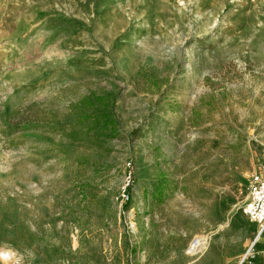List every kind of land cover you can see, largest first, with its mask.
I'll use <instances>...</instances> for the list:
<instances>
[{
  "label": "rangeland",
  "instance_id": "rangeland-1",
  "mask_svg": "<svg viewBox=\"0 0 264 264\" xmlns=\"http://www.w3.org/2000/svg\"><path fill=\"white\" fill-rule=\"evenodd\" d=\"M257 173L264 0H0V264L252 260Z\"/></svg>",
  "mask_w": 264,
  "mask_h": 264
},
{
  "label": "built area",
  "instance_id": "built-area-1",
  "mask_svg": "<svg viewBox=\"0 0 264 264\" xmlns=\"http://www.w3.org/2000/svg\"><path fill=\"white\" fill-rule=\"evenodd\" d=\"M244 214L249 218V220L259 227L260 237L264 233V174H254L250 182V194L248 202L244 207ZM254 252V248H251L245 260H251L250 255ZM253 256L252 258H254Z\"/></svg>",
  "mask_w": 264,
  "mask_h": 264
},
{
  "label": "trees",
  "instance_id": "trees-1",
  "mask_svg": "<svg viewBox=\"0 0 264 264\" xmlns=\"http://www.w3.org/2000/svg\"><path fill=\"white\" fill-rule=\"evenodd\" d=\"M211 84L212 80L207 78L206 80ZM108 98H102V97H93L89 96L86 99H84L77 108V112L79 113V122H83L86 120H93V123H96V125H99L102 120L105 121L110 119V114L107 112L109 106L108 104ZM36 115V112H31L30 109H27L23 113V117L19 121L24 120H31V118L34 119V116ZM108 123V122H107Z\"/></svg>",
  "mask_w": 264,
  "mask_h": 264
},
{
  "label": "crops",
  "instance_id": "crops-1",
  "mask_svg": "<svg viewBox=\"0 0 264 264\" xmlns=\"http://www.w3.org/2000/svg\"><path fill=\"white\" fill-rule=\"evenodd\" d=\"M258 234H259V229H258ZM258 238L260 239V243L263 245L264 247V233ZM243 259V258H242ZM240 260L239 263H236V261H231L228 262L227 264H243L244 263V259ZM248 264H264V248H262L261 250L258 251V254L248 263Z\"/></svg>",
  "mask_w": 264,
  "mask_h": 264
},
{
  "label": "bare ground",
  "instance_id": "bare-ground-1",
  "mask_svg": "<svg viewBox=\"0 0 264 264\" xmlns=\"http://www.w3.org/2000/svg\"><path fill=\"white\" fill-rule=\"evenodd\" d=\"M205 247L206 245L201 239H196L192 245V249L194 252L202 251L205 249ZM0 256L2 257L3 260H9L12 258L11 252L6 251L5 249L0 250Z\"/></svg>",
  "mask_w": 264,
  "mask_h": 264
}]
</instances>
